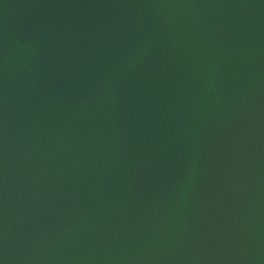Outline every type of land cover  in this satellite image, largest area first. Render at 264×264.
I'll use <instances>...</instances> for the list:
<instances>
[{
	"label": "water",
	"instance_id": "obj_1",
	"mask_svg": "<svg viewBox=\"0 0 264 264\" xmlns=\"http://www.w3.org/2000/svg\"><path fill=\"white\" fill-rule=\"evenodd\" d=\"M0 264H264V0H0Z\"/></svg>",
	"mask_w": 264,
	"mask_h": 264
}]
</instances>
